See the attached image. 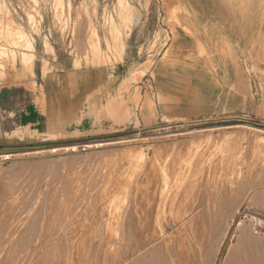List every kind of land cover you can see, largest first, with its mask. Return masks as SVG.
<instances>
[{"label":"rangeland","instance_id":"1","mask_svg":"<svg viewBox=\"0 0 264 264\" xmlns=\"http://www.w3.org/2000/svg\"><path fill=\"white\" fill-rule=\"evenodd\" d=\"M257 5L262 6L263 13L256 16V33L264 43V0H258ZM204 6V0H0V82L27 81L29 78L20 77L15 61L11 70L9 57L13 59L14 53L29 57L26 73L31 75L28 55L37 54V70L46 67L45 74L37 73V83L44 76L60 80L70 96V109L78 106L84 111V119L78 124L82 134H71L76 129L72 121L66 129L69 134L62 137L0 141V264L5 257L16 262L29 256L30 250L23 248L25 254H20L15 245L34 239L38 245L33 249L35 256L41 258L40 264H114L116 259L132 257L143 234L137 227L144 222L130 218L129 201L138 192L140 195L157 186L168 190L176 184L175 188L184 187L177 192L176 199L182 210L157 206L151 220L153 227H156L154 220L165 221L169 215L171 218L200 205L180 234L207 238L216 233L213 243L216 247L221 233L228 230L219 255L212 258L213 264H228V253L240 235V223L252 225L254 235L263 241L259 264H264V163L261 164L264 126L258 124L260 119L246 116L244 121L218 119L213 124L191 123L182 127L172 126L171 122L167 126H143L138 121L128 125L116 121L114 124L118 126L110 129L105 121L94 125L87 112L88 101L74 83L76 77L94 78L96 71L122 76L129 63L135 64L141 58L138 51L146 59L145 71L136 72L137 78L133 80L136 85L133 90L139 91L138 99L134 97L133 101L139 103L140 86L153 77V66L172 61L169 57L175 54V34L176 43L180 36L188 39L190 34L194 35L195 24L204 26L214 21L216 17L210 14L196 13L205 12ZM132 34L144 44L143 48L131 42ZM245 53L244 86L249 88L252 72L249 62L256 64L257 72H264V45L256 47L255 57L248 48ZM180 57L188 60L189 56L176 54V59ZM207 62L210 64V59ZM128 94L131 96V91ZM55 95L56 92L54 99ZM3 155L14 156L3 159ZM163 166H168L166 173L160 171ZM250 186L258 188L257 195ZM226 205L228 209L233 205L232 212L227 220H220L223 214L217 216L216 212L222 208L220 211L226 213ZM226 222L230 223L228 229ZM239 239L248 259L253 253V243L243 236ZM140 262L145 264L142 259Z\"/></svg>","mask_w":264,"mask_h":264},{"label":"crops","instance_id":"2","mask_svg":"<svg viewBox=\"0 0 264 264\" xmlns=\"http://www.w3.org/2000/svg\"><path fill=\"white\" fill-rule=\"evenodd\" d=\"M204 2L205 12L200 10L196 13L210 14L216 18L204 26L195 24V34H190L188 39H182L180 36L175 43V34L173 44L175 54L173 57L168 56L172 61L157 62L153 66V77L151 76L148 84L140 86L142 99L139 103L133 101L134 97H139V91L133 90L136 85L131 81L128 89L131 96H128V91L124 95L129 100L130 112L124 125L138 121L143 126H167L171 122L172 126L182 127L191 123L213 124L212 121L218 119L244 121L246 116H250L260 119L261 123L258 124L264 126V72H257L256 64L254 65L252 61L249 62L252 67L250 87L244 86L245 49L248 48L250 55L255 57L256 47L264 45L261 35L256 33V16L263 13L262 6L257 5L258 0H204ZM195 8L197 10V7ZM190 30L193 31L192 25ZM134 37L132 34L131 42L143 48L144 44L139 43L137 37L135 39ZM94 49H97V46ZM136 53L141 58L135 64L129 63L122 76L114 72L96 71L92 79L130 78L133 72H144L143 65L146 59L142 58L140 51V54L138 51ZM186 53L191 58L188 65L176 59V54ZM28 56L31 57L29 64L32 77L23 82L20 80L0 82V141H4L21 128L24 131L38 130L44 133L58 130L66 132L67 125L75 121L73 124L79 129V121L84 119V111L78 106L70 109V96L60 80L44 76L40 84L37 83V73L45 74L46 67L41 66L37 70V54ZM9 59L13 70L14 60L12 56ZM208 59L211 61L210 64L207 62ZM1 65L5 67L3 63ZM19 68L22 69L21 65ZM12 77L15 79L14 75ZM76 79L79 82L74 83L79 92L77 86L78 83L81 84V79L79 77ZM166 89H170L175 95L176 103L171 108L161 99ZM114 95L115 91L107 94L108 97ZM148 99L153 100V104H148ZM40 101L45 102L46 107H43ZM103 121L108 122L109 126H118L110 121ZM53 127L55 129L51 130Z\"/></svg>","mask_w":264,"mask_h":264},{"label":"bare ground","instance_id":"3","mask_svg":"<svg viewBox=\"0 0 264 264\" xmlns=\"http://www.w3.org/2000/svg\"><path fill=\"white\" fill-rule=\"evenodd\" d=\"M97 43V42H96ZM96 45V44H95ZM96 48V46H95ZM98 49V47H97ZM94 49V50H97ZM98 51V50H97ZM101 51V50H100ZM14 52V50H12V53ZM96 52V51H95ZM16 54V53H14ZM13 54V60L17 63L18 68L21 65V68H19V70H21V74L20 77H24V78H30L32 75H28L26 73V70H28V65H27V60L29 57L26 56H14ZM188 60L185 59V57H180L177 59L178 62H182L185 65H188L190 63V59L189 57H187ZM23 61V64H21V62ZM98 62V61H97ZM96 62V63H97ZM99 63V62H98ZM105 65V64H104ZM136 70V69H135ZM134 70V71H135ZM33 72V71H32ZM43 73V72H42ZM106 74V73H105ZM99 74H97L98 76ZM107 75V74H106ZM105 75V76H106ZM100 77V75H99ZM102 77V76H101ZM107 77V76H106ZM105 77V78H106ZM111 77V76H110ZM115 77V76H114ZM113 77V78H114ZM20 78V79H21ZM112 78V79H113ZM137 78V73L133 72L132 76L130 78H125V77H118L115 80H109V79H102L101 80H84L81 79V84L78 83L79 85L77 86V88L79 89V91L82 93V95H84L88 101V113L92 116V119L94 120V125H101V121L103 120H107L110 121L112 124H114V122H119L122 123L123 121H125L126 119H128V117L130 116V112L128 110V102L129 100L126 99L124 97V92L128 91L129 89V84L131 83V81H133L134 79ZM74 79V78H73ZM111 79V78H110ZM26 81V80H25ZM75 83L77 84V79L74 80ZM29 84V83H28ZM33 84V83H32ZM31 86V84H29ZM76 86V85H75ZM81 86V87H80ZM170 86V85H169ZM168 86V87H169ZM35 88V87H34ZM115 91L116 95L108 97L107 94L111 91ZM190 90V89H189ZM186 92V91H185ZM130 95V94H129ZM128 95V96H129ZM175 95L172 94V91L170 89H166V91L164 93H162L161 95V99L164 100L166 102V104L168 106L173 107L176 103L175 101ZM43 97V96H42ZM130 98V97H129ZM44 98H42L43 101ZM40 101V102H42ZM181 101V100H180ZM37 102V101H36ZM153 101L151 99H148L147 103L151 104ZM153 104V103H152ZM40 105V104H39ZM179 105V104H178ZM42 106L46 107V103L42 102ZM151 107V106H150ZM167 107V106H166ZM47 109V108H45ZM65 115V114H64ZM189 116V115H188ZM176 118V117H175ZM89 119V118H88ZM179 120V119H178ZM183 120V119H182ZM82 121V119H81ZM104 123V122H103ZM111 124V125H112ZM113 126V125H112ZM253 128V127H252ZM93 129V128H92ZM99 129H103L102 127ZM110 129H112V127L110 126ZM97 130V129H96ZM91 131V130H90ZM94 131V130H93ZM256 131V130H255ZM95 132V131H94ZM222 132V131H221ZM81 133V131L79 129H76L74 131L71 132V134H79ZM85 133V132H84ZM69 134V133H68ZM66 132H64L63 130H58L56 132H51V133H44V132H40V131H32V130H27L24 131L23 128H21L20 130L15 131L13 134L9 135V137L7 138L8 140H15L17 138H48V137H62L65 135H68ZM82 134V133H81ZM224 134V133H223ZM193 135V134H192ZM77 136V135H76ZM189 136V135H188ZM60 139V138H59ZM264 139V138H263ZM2 140V139H1ZM7 140V141H8ZM132 140V139H131ZM5 141V142H7ZM23 141V140H22ZM9 142V141H8ZM119 142V141H118ZM14 143V142H13ZM19 143V142H18ZM104 144V143H103ZM94 145V144H93ZM102 145V144H101ZM105 145V144H104ZM103 146V145H102ZM91 147V145H90ZM99 147V146H98ZM101 147V146H100ZM63 148V147H62ZM66 148V147H65ZM73 148V147H72ZM76 148V147H75ZM45 149V148H44ZM68 149V148H67ZM66 149V150H67ZM42 150V149H41ZM47 150V149H46ZM44 150V151H46ZM55 150V149H53ZM57 150V149H56ZM55 150V152H56ZM70 150V149H69ZM43 152V151H42ZM52 152V151H51ZM58 152V150H57ZM56 152V153H57ZM64 152V151H62ZM68 152V151H67ZM41 153V151H40ZM154 153V152H153ZM30 154V153H29ZM32 154V153H31ZM30 154V155H31ZM53 154V153H50ZM60 154V153H59ZM63 154V153H61ZM200 154V153H199ZM34 155V153H33ZM44 155V154H43ZM143 155V154H142ZM198 155V154H197ZM14 156V155H12ZM12 156L10 155H3V159H10ZM22 156V155H21ZM46 156V155H45ZM263 156V155H261ZM1 157V158H2ZM137 157V156H136ZM264 157V156H263ZM135 158V157H134ZM139 158V157H138ZM192 158V157H191ZM256 158V157H255ZM145 159V158H144ZM152 159V158H151ZM155 159V158H154ZM259 159V158H258ZM263 159V158H262ZM261 159V164L263 165L264 163V159ZM160 160V159H159ZM168 160V158H167ZM166 160V161H167ZM147 161V160H146ZM145 161V162H146ZM250 161V160H249ZM260 163V162H259ZM151 164V163H150ZM157 164V163H156ZM162 164V163H161ZM169 164V163H168ZM167 164V165H168ZM209 164V163H208ZM213 165V164H212ZM261 166V165H260ZM264 166V165H263ZM262 166V167H263ZM122 167V165H121ZM159 167V166H158ZM168 167V166H167ZM167 167L163 166L160 171H164L166 173L167 171ZM199 167V166H198ZM203 168V167H202ZM124 169V167L122 168ZM256 169V168H255ZM183 170V169H182ZM144 171V170H143ZM255 171V170H254ZM258 171V170H257ZM153 172V171H152ZM184 172V171H183ZM188 172V171H186ZM123 172H121L122 174ZM193 173V172H192ZM216 173V172H215ZM262 173V172H261ZM120 174V173H119ZM118 174V175H119ZM124 174V173H123ZM232 174V173H231ZM162 175V174H161ZM185 175V174H184ZM204 175V172H203ZM154 176V175H153ZM123 177V176H122ZM128 177V175H127ZM171 177V176H170ZM190 177V175H189ZM253 177V176H252ZM120 178V177H119ZM130 178V177H129ZM142 178V177H141ZM147 180V179H146ZM177 180V179H176ZM216 180V179H215ZM221 180V178H220ZM259 180V179H258ZM124 181V180H122ZM153 181V180H151ZM155 181V180H154ZM229 181V180H228ZM264 181V180H263ZM138 182V181H137ZM156 182H158L156 180ZM117 183V182H116ZM174 183V182H173ZM181 183V182H180ZM210 183V182H209ZM226 183V182H225ZM237 183V182H235ZM259 183V182H258ZM157 184V183H156ZM155 184V186H157ZM197 184V183H196ZM250 184V183H249ZM257 184V182H256ZM262 184V183H261ZM117 185V184H116ZM177 185V184H176ZM175 185V186H176ZM224 185V184H222ZM241 185V184H240ZM259 185V184H258ZM141 186V185H140ZM149 186H153V185H149ZM172 186V185H171ZM169 187L168 190H166L165 188H161L160 186L157 187H152V189L150 188L149 190L146 191H142L141 194L139 195L140 192L136 193L132 199V201H129L132 205H130V207L132 206V211H131V217L132 219H134V217L139 218L141 221L143 220V225L137 227V229L141 232H143L141 238H139L140 240L137 242L138 246L134 249V252L131 256L126 257L123 261L116 259L114 264H139L138 261L140 259L145 261V264H213L212 262V258H216L219 255V248L221 247V245L224 242V239L226 238L227 235V231L221 233L218 241H217V246L214 247L213 243L215 242V239L217 237V234L214 233L213 235L210 233L212 231H209V233L212 235L211 237L206 236L205 235H200L199 237H195V236H191V235H183L180 234V230L189 222L191 216L195 213V211H197L198 207L200 205H197L195 208H191V209H187L186 211H184L183 213H181L180 215H176L173 214L174 216H172L170 218L171 215H169V218L167 217L165 221H161L158 222L154 220L156 227L152 226V218H154L155 212H156V207L157 206H162V207H170V209L174 210L176 209L177 203H176V199L177 196L179 195L177 192L181 189L184 188L182 186H177V188H175V186L173 187ZM115 187V186H114ZM120 187V186H119ZM160 187V188H159ZM163 187V185H162ZM223 187V186H222ZM228 187V186H227ZM251 187V186H250ZM253 187V188H252ZM250 189L252 190L251 192H255L257 195V191L258 188L256 186H252ZM263 187V186H262ZM110 188V187H109ZM125 188V187H124ZM142 188V187H141ZM217 188V187H216ZM225 188V186H224ZM244 188V187H243ZM133 189V188H132ZM192 189V188H191ZM205 189V188H204ZM211 189V188H210ZM263 189V188H262ZM141 190V189H140ZM144 190V189H142ZM206 190V189H205ZM224 190V189H223ZM261 190V189H260ZM118 191V189H117ZM120 191V190H119ZM130 191V190H129ZM186 191V189H185ZM215 191V189H214ZM232 191V190H231ZM264 191V189H263ZM221 192V190H220ZM123 193V192H122ZM129 193V192H128ZM218 194V193H216ZM60 195V194H59ZM110 195V194H109ZM225 195V194H224ZM113 196V195H111ZM116 196V194H115ZM120 196V195H119ZM133 196V195H132ZM222 196V195H221ZM220 196V197H221ZM255 196V194H254ZM109 197V196H108ZM180 197V196H179ZM178 197V199H179ZM204 197V196H203ZM212 197V196H211ZM96 198V197H95ZM113 198V197H112ZM116 198V197H115ZM200 198V197H199ZM108 199V198H107ZM117 199H119L117 197ZM207 199V198H206ZM222 199V198H221ZM217 200V199H216ZM54 201V200H53ZM105 201V200H104ZM107 201V200H106ZM109 201V200H108ZM116 201V200H114ZM178 201V200H177ZM183 201V200H182ZM227 201V200H226ZM42 202V201H41ZM80 202V201H79ZM208 202V201H207ZM221 202V201H220ZM232 202V201H231ZM94 203V202H93ZM103 203V202H102ZM181 203V202H180ZM184 203V202H183ZM198 203V202H197ZM217 203V201H216ZM116 204V203H115ZM221 204V203H220ZM223 204V203H222ZM221 204V205H222ZM226 203H224L225 205ZM229 205V204H228ZM217 206V205H216ZM117 207V206H116ZM129 207V209H131ZM222 206H219L218 208H220ZM226 209V213H223L225 211H220L222 210V208H220L219 211L216 212V215L219 216L221 214L222 215V219L220 217V220H227V217L230 215V213L232 212V207H230V209H228L227 205L224 206ZM63 208V207H62ZM111 208V207H110ZM59 209V208H58ZM87 209V208H86ZM103 209V208H102ZM117 209V208H115ZM125 209V208H124ZM169 209V208H168ZM200 209V207H199ZM198 209V210H199ZM224 209V208H223ZM91 210V209H90ZM96 210V209H95ZM108 210V209H107ZM177 210H182V209H178ZM228 210V211H227ZM94 211V210H93ZM110 211V210H109ZM129 211V210H128ZM162 211V208H161ZM171 211V210H170ZM176 211V210H175ZM41 212V211H40ZM57 212V211H56ZM124 212V210H123ZM127 212V211H126ZM125 212V213H126ZM169 212V211H168ZM167 212V213H168ZM177 212V211H176ZM43 213V212H42ZM94 213V212H93ZM101 213V212H100ZM103 213V212H102ZM166 213V214H167ZM36 214V213H34ZM33 214V216H34ZM45 214V213H44ZM56 214V213H55ZM111 214V213H110ZM123 214V213H122ZM121 214V215H122ZM38 215V214H37ZM47 215V214H46ZM49 215V214H48ZM52 215V214H51ZM128 215V214H127ZM124 216V215H123ZM129 216V215H128ZM157 216V215H156ZM36 217V216H35ZM34 217V218H35ZM41 217V216H40ZM45 217V215H44ZM56 217V216H55ZM58 217V216H57ZM65 217V216H64ZM162 217V215H161ZM116 218V217H115ZM121 218V217H120ZM158 218V217H157ZM37 219V218H36ZM35 219V220H36ZM61 219V217H60ZM58 219V221L60 220ZM57 220V219H56ZM62 220V219H61ZM218 220V222L220 221ZM235 220V218L233 219ZM42 222V220H40ZM153 221V220H152ZM50 222V220H49ZM199 222V219H198ZM43 223V222H42ZM64 223V222H62ZM133 223V222H132ZM135 223V221H134ZM35 224V223H34ZM33 224V225H34ZM50 224V223H49ZM129 224V223H128ZM142 224V223H141ZM219 224V223H217ZM215 223V225H217ZM61 225V224H60ZM63 225V224H62ZM61 225V226H62ZM127 225V224H126ZM154 225V224H153ZM35 226V225H34ZM59 226V225H58ZM118 226V225H117ZM155 226V225H154ZM213 226V225H212ZM211 226V227H212ZM226 226L227 229L230 227V223L226 222ZM252 226V225H251ZM250 225L246 224V223H240L239 226V234L237 236L235 245L232 246L229 251L230 254L229 258L226 260V262L228 264H259L260 260H261V256H262V250H263V241L258 237H256L253 233V231L255 232V228L251 227ZM36 227V226H35ZM42 228V225L40 226ZM39 227V229H40ZM77 227V226H76ZM108 227V226H107ZM106 227V228H107ZM112 227V226H111ZM120 227V226H119ZM125 227V226H124ZM129 227V225H128ZM38 228V227H37ZM44 228V227H43ZM61 228V227H59ZM63 228V227H62ZM74 228V227H73ZM118 228V227H116ZM215 228V227H214ZM30 229V228H29ZM33 229V228H32ZM64 229V228H63ZM62 229V231H63ZM119 229V228H118ZM128 229V228H127ZM126 229V230H127ZM173 230L172 232H170L169 230ZM217 229V228H216ZM45 230V229H44ZM61 230V229H60ZM70 230V229H69ZM214 230V229H213ZM32 231V230H31ZM48 231V230H47ZM109 231V230H108ZM205 231V230H204ZM215 231V230H214ZM24 232V231H23ZM36 232V231H34ZM60 232V231H59ZM64 232V231H63ZM125 232V231H124ZM130 233V231L127 230V233ZM46 233V232H45ZM61 233V232H60ZM117 233V231H116ZM126 233V235H127ZM208 233V232H207ZM208 233V235H209ZM31 234V233H30ZM114 235H116L114 233ZM123 235V234H122ZM125 235V236H126ZM129 235V234H128ZM135 235V234H134ZM140 235V234H139ZM121 236V235H120ZM241 236L246 237L249 239V241H251L253 243V253L252 256H249L248 259H245L246 256L244 255V253L242 252L243 248H242V242L239 239ZM34 237V236H33ZM40 237V236H39ZM113 237V236H112ZM116 237V236H115ZM114 237V238H115ZM122 238V236H121ZM125 238V237H124ZM135 238V237H134ZM236 238V237H235ZM31 239V238H29ZM34 239V238H33ZM117 239V238H116ZM130 239L131 238V234H130ZM137 239V238H136ZM209 239V240H207ZM41 240V239H40ZM43 240V239H42ZM45 240V239H44ZM124 240V239H123ZM123 240H120L123 242ZM138 240V239H137ZM136 240V241H137ZM235 240V239H233ZM128 241V240H127ZM41 242V241H40ZM130 241H128L127 243H129ZM125 243V242H124ZM132 243V242H131ZM136 243V242H135ZM45 244V243H43ZM118 245V241L116 243ZM121 243H119L120 245ZM37 246V242L36 239L34 240H27V241H23L22 243H19L16 247V250H19L20 254H25L24 249L26 248V250H30V253L27 252L29 254V256L26 257H20L19 255V259H17V261L15 262L14 260H10L8 261V258L5 257L3 259V264H38L39 260L36 256H35V251H34V246ZM107 245V244H106ZM137 245V244H136ZM135 245V246H136ZM35 246V247H36ZM46 246V245H45ZM44 246V247H45ZM50 246V245H49ZM58 247H61L58 246ZM109 247V246H108ZM114 247H115V243H114ZM113 247V248H114ZM127 247V246H126ZM43 248V247H42ZM112 248V247H111ZM118 248V247H117ZM12 249V248H11ZM22 249L24 252H22ZM44 249V248H43ZM49 249V248H48ZM47 249V250H48ZM132 249V248H131ZM132 249V250H133ZM14 250V249H13ZM119 250V249H118ZM125 250V249H124ZM123 250V251H124ZM44 251V250H43ZM46 251V250H45ZM91 251V250H90ZM11 252V251H10ZM13 253H15V251H12ZM50 252V251H49ZM46 253V254H49ZM115 252V251H114ZM126 252V251H125ZM124 252V253H125ZM132 252V251H131ZM41 253V252H40ZM128 253V252H127ZM27 254V255H28ZM45 254V256H46ZM111 254V252H110ZM121 254V253H120ZM129 254V253H128ZM37 255V254H36ZM50 255V254H49ZM52 255V254H51ZM60 255V253L57 254V256ZM112 255V254H111ZM118 255V254H117ZM48 256V255H47ZM47 256L45 257L46 260ZM133 256L139 257V258H133ZM49 258V257H48ZM56 258V257H55ZM60 258V257H59ZM115 258V257H113ZM50 259V258H49ZM53 259V258H52ZM114 260V259H113ZM41 261V260H40ZM51 262V261H50ZM59 262V261H58ZM46 263V262H45ZM60 263V262H59ZM142 264V262H140ZM40 264V263H39ZM57 264V263H56ZM216 264V263H215Z\"/></svg>","mask_w":264,"mask_h":264}]
</instances>
